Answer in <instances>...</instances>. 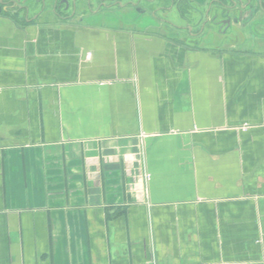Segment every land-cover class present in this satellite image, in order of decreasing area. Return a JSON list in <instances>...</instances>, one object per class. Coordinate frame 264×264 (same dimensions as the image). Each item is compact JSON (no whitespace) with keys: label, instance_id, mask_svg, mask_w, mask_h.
<instances>
[{"label":"crops","instance_id":"crops-1","mask_svg":"<svg viewBox=\"0 0 264 264\" xmlns=\"http://www.w3.org/2000/svg\"><path fill=\"white\" fill-rule=\"evenodd\" d=\"M106 1L0 13V264H264V22Z\"/></svg>","mask_w":264,"mask_h":264},{"label":"flooded vegetation","instance_id":"flooded-vegetation-1","mask_svg":"<svg viewBox=\"0 0 264 264\" xmlns=\"http://www.w3.org/2000/svg\"><path fill=\"white\" fill-rule=\"evenodd\" d=\"M18 3V0H0V8L2 13H6L11 15L12 17H20L21 14L29 15L30 14V0H27L25 3ZM53 2L48 6H43L42 11H46L47 9L50 11H54V13L58 14L62 18H68L69 16L76 15L79 12L78 6L80 2H89L92 3L93 0H52ZM97 5L101 2H107L106 0H95ZM125 1V0H121ZM130 6H134L136 8L135 0H127ZM137 1V0H136ZM139 1V0H138ZM172 2L171 9L167 7L169 2ZM148 0L150 7L147 10V13L152 15L153 17L166 18L170 12H174V16H176L180 21L186 24L184 31H187L189 36L198 35L199 37H207L210 33H206L204 30L206 26L209 24L214 25L215 28H221L229 31L233 28L238 29L240 32L245 30L248 26L250 28H254L258 22H264V0L262 1L261 7L258 0L253 2V7L257 8V13L255 19L245 27H242V22L237 24V19L239 16L237 14L233 15L231 19L233 20L231 23L228 22L227 19L221 18L219 13L223 11V6L227 2H233L234 0H209L207 3H194L190 0ZM40 2V1H39ZM38 2V4H39ZM120 2V0H109L108 5L116 4ZM174 2V3H173ZM162 3V4H161ZM106 4V3H105ZM154 4L155 9L152 7ZM222 5V7H221ZM244 5H247L246 2ZM232 6V4H231ZM246 7V6H245ZM247 9V8H246ZM245 9V10H246ZM100 10H103L102 7ZM144 10V9H143ZM245 10L244 14L245 15ZM139 11V10H138ZM69 12L71 13L70 15ZM104 12V11H103ZM201 15H204L200 18ZM219 15V16H218ZM218 16V17H217ZM245 17V16H244ZM259 18V19H258ZM243 20V19H242ZM214 30V28H213ZM212 30V31H213Z\"/></svg>","mask_w":264,"mask_h":264},{"label":"water","instance_id":"water-1","mask_svg":"<svg viewBox=\"0 0 264 264\" xmlns=\"http://www.w3.org/2000/svg\"><path fill=\"white\" fill-rule=\"evenodd\" d=\"M26 1L27 0H24L23 3H25ZM254 1H256V0H234L233 2H231L232 6H231L230 2H227L223 6V11L221 13H219V15L221 16V18L227 19L228 22L231 23L233 21L231 19V17L233 15L237 14V16H239V18L237 19L236 23L239 24L243 21L242 27H245L246 25L250 24L256 17L257 8L253 7ZM258 1L260 3L259 7H261L263 0H258ZM245 2L247 5H244ZM18 3L22 4V0H18ZM221 7H222V5H221ZM244 10H245V15H244L245 17L243 16ZM0 13H2L1 8H0ZM202 16H204V15H201L200 18ZM213 28H214V25L209 24L208 26L205 27L204 30L206 31V33H210L213 30Z\"/></svg>","mask_w":264,"mask_h":264},{"label":"rangeland","instance_id":"rangeland-1","mask_svg":"<svg viewBox=\"0 0 264 264\" xmlns=\"http://www.w3.org/2000/svg\"><path fill=\"white\" fill-rule=\"evenodd\" d=\"M214 30H217V28L214 27ZM226 32H228L229 35H227L223 38H220L217 41L210 40L211 36H207L206 38H202L203 40L200 39L198 42H200L202 45H210L211 43L214 42V44H213L214 47H218V48L221 46L223 48H230L228 46L235 44L241 50H242V47H244V48H251V46L253 47L252 43L259 44V42H258L259 37L257 35H255L253 39L249 40V38H247V36L244 35V33L246 32L245 30L240 32L238 29L233 28L229 31L225 30L224 33L227 34ZM207 39H209V40H207Z\"/></svg>","mask_w":264,"mask_h":264},{"label":"built area","instance_id":"built-area-1","mask_svg":"<svg viewBox=\"0 0 264 264\" xmlns=\"http://www.w3.org/2000/svg\"><path fill=\"white\" fill-rule=\"evenodd\" d=\"M147 178H149V176H147Z\"/></svg>","mask_w":264,"mask_h":264}]
</instances>
